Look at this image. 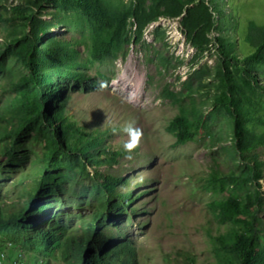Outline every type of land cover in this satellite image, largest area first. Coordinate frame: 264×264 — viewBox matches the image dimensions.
Segmentation results:
<instances>
[{
    "label": "rangeland",
    "instance_id": "1",
    "mask_svg": "<svg viewBox=\"0 0 264 264\" xmlns=\"http://www.w3.org/2000/svg\"><path fill=\"white\" fill-rule=\"evenodd\" d=\"M30 15L47 29L37 42L42 85L30 81L26 65ZM263 26L264 0H0V223L27 205L23 193L46 169L47 122L16 136L33 107L42 111V97L59 137L92 138L87 174L66 170L68 159L58 156L65 200L52 208L48 246L0 232V264L18 254V264H64L61 251L71 238L83 240L103 199L92 190L95 171L123 179L117 191L132 193L131 205L106 226L134 248L136 264L236 262L235 237L250 232L255 214L264 248V63L248 70L245 62L255 51L251 28ZM134 74L138 90L122 79ZM228 98L247 139L260 142L243 156ZM176 117L193 133L185 144L170 131ZM128 127L140 130L130 153ZM110 155L115 160L105 162ZM230 198L241 213L227 220L217 203Z\"/></svg>",
    "mask_w": 264,
    "mask_h": 264
},
{
    "label": "trees",
    "instance_id": "2",
    "mask_svg": "<svg viewBox=\"0 0 264 264\" xmlns=\"http://www.w3.org/2000/svg\"><path fill=\"white\" fill-rule=\"evenodd\" d=\"M15 15L22 18L23 9H16ZM28 19L31 26L33 45L26 56V65L30 72V81L35 85H42L44 74L41 72L38 60L40 49L37 42L41 37L46 35L47 29L44 27H41V29L36 27V20L32 15ZM251 29L252 31L249 34L248 40L254 45L255 51L245 58L248 70H254L258 64L264 63V26ZM220 45L222 46L221 42ZM227 100L230 103L228 109L235 120L237 149L243 156L246 152L253 150L260 142H251V139H247L242 128V121L233 110V100L231 98ZM45 101V97H42L41 102L44 103H42V111L36 110L35 107L31 109V113L33 114L32 118L28 123L23 124L21 129L17 130L16 136L17 138H23L29 128V124L32 122L41 120L42 125H45V122H47L45 127L49 136L46 142L50 143L51 147L46 160V169L40 174L37 185L32 187L30 191L23 193L28 196L27 205L16 215H11L6 222L2 221L0 223V232H9L12 235H18L21 237L19 238L20 242H23V240H38L39 242L35 241L34 244L43 245L47 244L46 239L50 236L48 232L55 228L52 208L55 203H62L63 205L65 200L64 194L59 192L62 189L61 186L66 183V178L64 175H60L61 170H63V164L58 156L63 152L66 159H68L66 165H64L66 170H75L77 166L80 172L87 174L84 160L86 159V153L91 147L90 143L92 141V138L80 132L79 137L74 142H69L64 136L60 135L59 137V131L49 126L46 109L47 104ZM44 115H47L45 116L46 118ZM189 128L190 125L180 117H176L172 121L170 131L176 135L178 144H185L193 138V133L188 131ZM14 153V151L5 153L8 156L7 158L10 164H14V161H12ZM110 160L113 162L115 159L110 155L108 160L105 159V162L109 163ZM252 169L253 174L258 173V167L256 165ZM93 179L97 185H93L92 190L96 196L100 195L103 199H96L99 202L98 209L91 210V219L87 225V233L82 234L84 240L78 241L73 238L70 239V241H73L75 250L70 253L73 255V258L67 264H136L134 248L125 241L120 242L122 240L121 237L112 235L110 227L107 228L106 226L107 222L115 221L116 218L118 219L123 215L131 205L133 201L132 193H121L117 191L118 185L123 181L119 177L95 171ZM256 179L257 176L253 177L252 180L257 181ZM63 191L66 190L63 189ZM254 202L260 204L259 196L256 197ZM78 203V207L81 208L82 203L80 201ZM217 206L219 207V215L227 220H232L241 213V207L234 198L218 202ZM255 215H253L254 220L250 224V232L239 234L235 237L233 249L236 253L237 261L227 259L223 264H264V248L259 247V240H262L263 236L260 235L259 228L255 226ZM219 241L222 242V239L219 238ZM76 244L79 245L75 246ZM222 245L225 247L224 244ZM67 259L70 260L71 258L67 257Z\"/></svg>",
    "mask_w": 264,
    "mask_h": 264
},
{
    "label": "clouds",
    "instance_id": "3",
    "mask_svg": "<svg viewBox=\"0 0 264 264\" xmlns=\"http://www.w3.org/2000/svg\"><path fill=\"white\" fill-rule=\"evenodd\" d=\"M127 132H128V134H129V136H130V139L127 141V142H125L124 143V145H123V147H124V149H126V150H128L129 151V153H130V151L136 146V144H137V141H138V138H139V136H140V130L139 129H133L132 127H128L127 129H125ZM53 217V216H52ZM55 217H53V219H54ZM55 220V219H54ZM55 228H56V223H55ZM54 228V229H55ZM53 229V230H54ZM52 231V230H51ZM49 233H50V231H49ZM49 237H51V233H50V236ZM48 237V238H49ZM84 240V239H83ZM79 244H76L75 246H78ZM7 246L8 247H11V243H9V244H7ZM48 246V245H47ZM83 248V247H82ZM74 247L73 246H71V247H69L68 249H64V250H62L61 251V256L63 257V260H64V264H67V263H69L71 260H72V258H73V255H71L70 253H72V252H74ZM67 257H70L71 259L69 260V259H67ZM1 259H3V260H5V255L1 252V250H0V260ZM67 259V260H66ZM21 260H22V255L21 254H18L17 255V258H15L14 259V261H12V264H18L17 263V261H19V262H21ZM34 262H37L36 260L34 261ZM39 262V261H38Z\"/></svg>",
    "mask_w": 264,
    "mask_h": 264
},
{
    "label": "bare ground",
    "instance_id": "4",
    "mask_svg": "<svg viewBox=\"0 0 264 264\" xmlns=\"http://www.w3.org/2000/svg\"><path fill=\"white\" fill-rule=\"evenodd\" d=\"M179 37V36H178ZM122 79L125 81V82H132L136 85V89L138 90V86H139V83H140V77L139 76H136L135 74L133 75V78H129L128 76H123ZM137 95V94H136Z\"/></svg>",
    "mask_w": 264,
    "mask_h": 264
}]
</instances>
